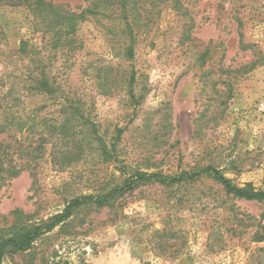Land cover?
<instances>
[{"label": "rangeland", "instance_id": "374dc122", "mask_svg": "<svg viewBox=\"0 0 264 264\" xmlns=\"http://www.w3.org/2000/svg\"><path fill=\"white\" fill-rule=\"evenodd\" d=\"M46 1L80 12L93 0ZM181 1L184 13L170 0L154 10L131 60L115 54L95 18L79 23L71 48L56 49L29 9H0V93L57 115L62 98L28 94L44 67L117 140L120 161L89 157L62 170L47 152L35 176L25 170L1 188L0 227L38 223L75 196L107 190L123 166L176 173L214 165L237 185L264 189V0ZM22 40L39 53H20ZM98 66L135 73L139 103L126 90L101 94ZM259 224L264 203L227 197L212 179L174 192L146 184L115 207L82 209L4 264H264V241L253 240Z\"/></svg>", "mask_w": 264, "mask_h": 264}, {"label": "trees", "instance_id": "16d2710c", "mask_svg": "<svg viewBox=\"0 0 264 264\" xmlns=\"http://www.w3.org/2000/svg\"><path fill=\"white\" fill-rule=\"evenodd\" d=\"M169 0H151L150 8L144 0H93L80 12L67 9L46 0H0V9L5 7H26L40 24L41 29L50 34L54 48H71L79 23L88 18L97 19L111 35L115 54L131 60L134 44L140 30H147L154 22L153 12ZM170 5L178 12L187 8L181 0H170ZM126 37L129 41H120ZM4 33L0 25V41ZM29 41L22 40L19 52L23 55L38 54L36 48L29 47ZM97 86L100 93L111 95L117 90H126L130 99L137 104L135 73L130 77L118 73L110 66L96 68ZM60 87L50 80L44 67L39 68L28 87V94H47L63 99L57 115L41 114L40 111H26L17 105L19 97L0 93V190L11 179L29 170L36 175V169L47 152L51 162L64 170L76 166L89 157H99L103 163L120 162L118 142L101 134L99 124L81 99H71L60 93ZM122 130H119V135ZM121 181L111 188L96 194H83L66 201L63 211L38 223L0 227V264L9 255L25 252L42 236L69 222L82 209H102L115 207L119 197L132 192L142 185H159L174 192L189 184L212 179L227 197L264 203V189H257L251 183L244 186L235 184L223 170L214 165L182 169L176 173L130 170L121 167ZM17 212V211H16ZM254 241H264V224Z\"/></svg>", "mask_w": 264, "mask_h": 264}]
</instances>
